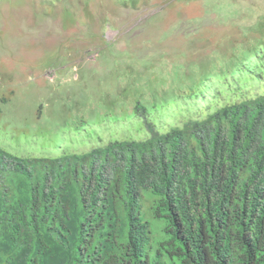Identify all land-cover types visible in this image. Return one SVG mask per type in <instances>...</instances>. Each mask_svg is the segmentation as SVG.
Listing matches in <instances>:
<instances>
[{
  "label": "trees",
  "instance_id": "obj_1",
  "mask_svg": "<svg viewBox=\"0 0 264 264\" xmlns=\"http://www.w3.org/2000/svg\"><path fill=\"white\" fill-rule=\"evenodd\" d=\"M187 100L164 126L137 101L139 139L0 147V264H264V49Z\"/></svg>",
  "mask_w": 264,
  "mask_h": 264
},
{
  "label": "rangeland",
  "instance_id": "obj_2",
  "mask_svg": "<svg viewBox=\"0 0 264 264\" xmlns=\"http://www.w3.org/2000/svg\"><path fill=\"white\" fill-rule=\"evenodd\" d=\"M254 48L264 0H0V147L58 156L142 138L137 101L170 124Z\"/></svg>",
  "mask_w": 264,
  "mask_h": 264
}]
</instances>
